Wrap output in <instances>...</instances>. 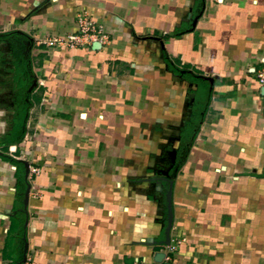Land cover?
Segmentation results:
<instances>
[{"label":"crops","instance_id":"crops-1","mask_svg":"<svg viewBox=\"0 0 264 264\" xmlns=\"http://www.w3.org/2000/svg\"><path fill=\"white\" fill-rule=\"evenodd\" d=\"M263 61L264 0H0V264H264Z\"/></svg>","mask_w":264,"mask_h":264},{"label":"built area","instance_id":"built-area-1","mask_svg":"<svg viewBox=\"0 0 264 264\" xmlns=\"http://www.w3.org/2000/svg\"><path fill=\"white\" fill-rule=\"evenodd\" d=\"M86 36L91 38H94V41H97L98 39H102L101 31L99 28H97L93 22L88 18L85 14H79L76 18V29L73 34H70L66 36L65 38H57L53 40H49L48 42H45L47 46H77L80 45L82 42V39ZM257 83L260 87H264V61L262 62V67L254 71ZM182 242L180 240L174 239L172 240L168 245V250H175Z\"/></svg>","mask_w":264,"mask_h":264},{"label":"trees","instance_id":"trees-1","mask_svg":"<svg viewBox=\"0 0 264 264\" xmlns=\"http://www.w3.org/2000/svg\"><path fill=\"white\" fill-rule=\"evenodd\" d=\"M12 41H13V47L15 49V52H17V54H19L21 52V50L23 49V45H22V37L18 36V35H13L12 36ZM19 63L17 65L18 68H20L22 65L20 64L21 62H16ZM23 64V63H22ZM14 81L17 82V86L16 87H20L21 85H23V81L21 79V77H15ZM23 100V98H22ZM17 101H19L17 103V108H16V115L14 117V123H13V127H12V135H11V143H18L22 140V138L24 137L25 131L23 129L24 126V121H25V114H26V110H27V103H22L21 102V96L20 94L18 95V99Z\"/></svg>","mask_w":264,"mask_h":264},{"label":"rangeland","instance_id":"rangeland-1","mask_svg":"<svg viewBox=\"0 0 264 264\" xmlns=\"http://www.w3.org/2000/svg\"><path fill=\"white\" fill-rule=\"evenodd\" d=\"M10 83H11V77L9 75H7V76L3 75V76L0 77L1 86H3L4 88H6V86L8 87V89L6 88L7 89V94H5L4 96H6V95L9 96V92H10V90H9L10 88L9 87H11Z\"/></svg>","mask_w":264,"mask_h":264},{"label":"water","instance_id":"water-1","mask_svg":"<svg viewBox=\"0 0 264 264\" xmlns=\"http://www.w3.org/2000/svg\"><path fill=\"white\" fill-rule=\"evenodd\" d=\"M167 244V243H166Z\"/></svg>","mask_w":264,"mask_h":264}]
</instances>
